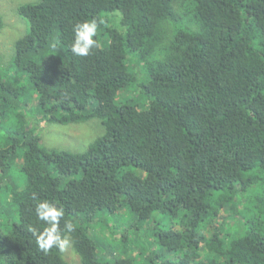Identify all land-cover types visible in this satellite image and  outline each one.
I'll use <instances>...</instances> for the list:
<instances>
[{"label": "trees", "instance_id": "obj_1", "mask_svg": "<svg viewBox=\"0 0 264 264\" xmlns=\"http://www.w3.org/2000/svg\"><path fill=\"white\" fill-rule=\"evenodd\" d=\"M17 13L29 28L0 67V264H137L98 256L99 212L125 208L133 225L101 219L124 247L155 213L178 219L154 231L179 253L158 264H264V0H37ZM86 20L98 47L76 56ZM92 118L104 132L84 151L41 141V121ZM40 200L64 209L80 263L38 248Z\"/></svg>", "mask_w": 264, "mask_h": 264}, {"label": "rangeland", "instance_id": "obj_2", "mask_svg": "<svg viewBox=\"0 0 264 264\" xmlns=\"http://www.w3.org/2000/svg\"><path fill=\"white\" fill-rule=\"evenodd\" d=\"M34 1L37 0H0V19L2 20V28L0 29V67L7 65L11 60L15 40L24 35L29 28L28 21L17 13L18 6ZM121 93V98H129L133 95L131 90H123ZM32 107L35 108L33 100L26 106L30 115L28 117L30 125L34 124L36 120L39 122V119L35 117L37 115L36 109H32ZM39 124L41 141L44 145L71 151H84L91 141L104 132V126L99 118L71 124L48 123L46 121H41ZM17 166H19V162ZM59 176L62 182L72 177ZM226 214H228V211ZM98 217L99 220L95 222L94 234L99 239V257L112 259L114 255H136L133 257H136L137 264H158L157 260L160 259L177 260L179 258V253L164 247L154 234L156 227L159 226L179 228L178 219L172 218L170 215L155 213L142 227H136L134 231L132 228L129 236L130 243L124 247V243L120 239L112 241L111 238L103 235L101 229L104 227L105 221H101V219L105 218L110 224L125 228L135 222L133 212L129 208H125L118 213L99 212ZM231 219L233 220V218ZM64 254L70 262L80 263V256L69 242L65 247ZM155 254L158 258L155 257ZM201 254L204 256L205 251L203 250Z\"/></svg>", "mask_w": 264, "mask_h": 264}, {"label": "clouds", "instance_id": "obj_3", "mask_svg": "<svg viewBox=\"0 0 264 264\" xmlns=\"http://www.w3.org/2000/svg\"><path fill=\"white\" fill-rule=\"evenodd\" d=\"M98 25L95 20L78 23L74 28V40L71 51L76 56H88L93 48L98 47L94 37L97 35ZM37 219L46 227L42 231L31 229L36 238L38 248L47 254L54 247L63 252L68 240L62 236L60 222L64 217V209L48 200H40L35 206ZM64 228L72 231V225L65 222Z\"/></svg>", "mask_w": 264, "mask_h": 264}]
</instances>
